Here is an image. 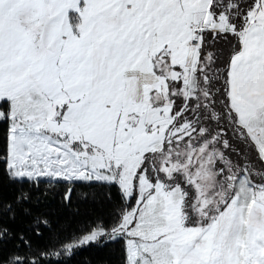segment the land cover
<instances>
[{
	"label": "snow or ice",
	"instance_id": "6c2138e0",
	"mask_svg": "<svg viewBox=\"0 0 264 264\" xmlns=\"http://www.w3.org/2000/svg\"><path fill=\"white\" fill-rule=\"evenodd\" d=\"M92 247L264 264V0H0V264Z\"/></svg>",
	"mask_w": 264,
	"mask_h": 264
},
{
	"label": "trees",
	"instance_id": "16d2710c",
	"mask_svg": "<svg viewBox=\"0 0 264 264\" xmlns=\"http://www.w3.org/2000/svg\"><path fill=\"white\" fill-rule=\"evenodd\" d=\"M7 191V188H6ZM48 210L53 214L57 230H75L83 227L89 219L105 214L108 209L102 204L84 203L80 204L79 215L63 209L56 200L48 204ZM119 256L116 249L92 247L81 251L71 261V264H118Z\"/></svg>",
	"mask_w": 264,
	"mask_h": 264
}]
</instances>
